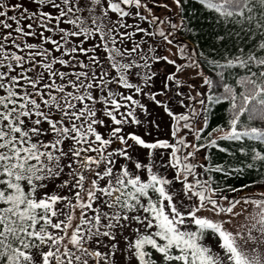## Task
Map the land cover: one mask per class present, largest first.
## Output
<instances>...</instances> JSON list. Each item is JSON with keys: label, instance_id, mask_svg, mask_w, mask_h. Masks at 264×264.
<instances>
[{"label": "snow or ice", "instance_id": "1", "mask_svg": "<svg viewBox=\"0 0 264 264\" xmlns=\"http://www.w3.org/2000/svg\"><path fill=\"white\" fill-rule=\"evenodd\" d=\"M0 32V264H264V0H0Z\"/></svg>", "mask_w": 264, "mask_h": 264}, {"label": "rangeland", "instance_id": "2", "mask_svg": "<svg viewBox=\"0 0 264 264\" xmlns=\"http://www.w3.org/2000/svg\"><path fill=\"white\" fill-rule=\"evenodd\" d=\"M157 10H158V11H161V9H159L158 7H157ZM9 13L11 14V10H9ZM23 23H24V22H23ZM62 26L67 27V25H62ZM0 34H2V32H0ZM28 39L31 40L32 38L29 37ZM175 39H176V40H179L180 42H183L184 37H183V36H177V37H175ZM128 46H131L130 43H129ZM149 107H150V109H151V105H149ZM152 110L154 111V109H152ZM177 110H179V109H177ZM128 130H135V129H134V127H133V128H131V129H128ZM158 134H159L160 136H167V135H168V131L166 130V128H165V126H164L163 124H161V127H160V130H159V133H158ZM152 135H153V137H155V136L157 135V132L153 131ZM188 139L191 140V139H192V136L189 135V136H188ZM139 151H140L141 153H143L144 150H143V149H140ZM202 156H203V151H201V152L198 153L197 158L200 159V158H202ZM246 191H248V192H253V191H255V189H250V190H246Z\"/></svg>", "mask_w": 264, "mask_h": 264}, {"label": "trees", "instance_id": "3", "mask_svg": "<svg viewBox=\"0 0 264 264\" xmlns=\"http://www.w3.org/2000/svg\"><path fill=\"white\" fill-rule=\"evenodd\" d=\"M9 15H11V14L9 13ZM24 23H27V21H24ZM13 27H14V25H13ZM216 122H218V121H213L212 124H211V126H214V124ZM209 130H211V127L209 128ZM208 151H211L213 153V158H214L213 159V162H219L220 160L223 159V154L222 153H219V150H216V149H208ZM253 178H257V177L254 176ZM250 189H254V188L249 187L246 190H250Z\"/></svg>", "mask_w": 264, "mask_h": 264}]
</instances>
